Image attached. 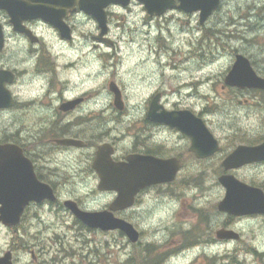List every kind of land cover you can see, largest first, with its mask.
<instances>
[{
	"label": "rangeland",
	"instance_id": "obj_1",
	"mask_svg": "<svg viewBox=\"0 0 264 264\" xmlns=\"http://www.w3.org/2000/svg\"><path fill=\"white\" fill-rule=\"evenodd\" d=\"M109 11L115 45L98 51L88 67L81 61L87 56V47L75 38L73 49L64 48V64L71 66L59 67L60 77L69 82L70 89L76 83L83 91L95 88L99 106L109 103L107 83L111 77L123 92L127 113L135 118L153 93L160 91L167 107L186 106L202 113L220 142V154L204 161L187 160L172 186L152 187L140 194L132 209L133 223L141 233L136 244L117 230H92L73 225L68 218L66 224L61 212L46 206L29 208L28 216L16 228L0 223V256L11 250L13 264H138L145 247L154 252L168 235H214L225 219L215 207L224 193L217 180L223 156L240 142L264 138V95L223 82L238 52L250 57L264 75V0H221L220 8L202 26L197 14L174 9L150 19L137 1L124 8L112 6ZM76 37L84 39L83 32L79 30ZM37 87L26 85L20 91L26 96ZM244 99L250 103H239ZM13 115L11 110L0 112V137L10 133ZM108 127L119 148L130 143L125 122H109ZM176 141L181 143L178 138ZM73 157H62L65 185L60 200L71 198L88 209L109 203L114 195L99 193L94 188L96 181L71 176ZM234 174L264 187V165L246 166ZM235 228L249 244H264V218L260 215L241 220ZM13 229H18L16 234ZM250 264H264V255Z\"/></svg>",
	"mask_w": 264,
	"mask_h": 264
},
{
	"label": "flooded vegetation",
	"instance_id": "obj_2",
	"mask_svg": "<svg viewBox=\"0 0 264 264\" xmlns=\"http://www.w3.org/2000/svg\"><path fill=\"white\" fill-rule=\"evenodd\" d=\"M49 6L52 9L50 11L47 10ZM110 7L107 8V34L98 42L99 29L96 19L79 9L76 2L66 5L65 2L52 1L48 3L46 0H0V79L4 80L12 100L11 106L0 108V112L6 110L14 112L10 121V133L0 137V143L9 142L19 146L23 155L32 163L37 179L49 185L58 198H60L61 189L65 185L61 165L62 157H73V154L76 156L72 158L74 161H72L73 164L69 170L71 176L90 177L96 181L94 188L99 193L116 194L115 191H99L97 189L99 175L93 168V161L97 148L102 143L108 144L107 150L111 151L114 161H125L130 154L178 160L180 169L171 182L141 190L131 207L113 212L115 217L134 225L132 209L136 206L142 192L152 187L172 186L182 174L187 160L204 161L220 154V142L218 141L219 151L216 154L208 158H198L190 149L191 139L187 135L147 116L149 102L142 108L138 118H135L133 113H127L125 106L118 109L113 105L114 94L109 90V103L99 106L95 88L83 91L76 83L70 89L69 82L60 77L59 67L71 66V64H64L66 61L64 48L67 46L73 49L75 38L78 39L79 44L87 47V56L82 58L80 55V57L88 67H90L91 61L95 60L98 51H102L103 47L112 48L115 45L110 36ZM60 11L64 14L63 22L67 27L63 33L43 19L47 12L55 16ZM13 17L17 24L11 21ZM149 18L154 19L155 17ZM79 30L83 32L84 39L76 37ZM86 32L87 36H85ZM51 40H55V42ZM77 61V59L73 60V63ZM250 61L252 60L250 59ZM91 77L92 75L89 74L87 79L90 81ZM110 81H113L111 77L108 79V82ZM187 84L188 81L183 86ZM26 85L38 87L34 93L29 92L24 96L20 90ZM255 92L264 95L261 90ZM154 93H160L162 97L160 91ZM122 100H124L123 92ZM243 103L250 102L244 99ZM166 108L190 109L178 105L166 106ZM197 115L202 117L201 112H197ZM109 122L116 125L125 122L128 137H131L128 145L119 148L115 141L116 138L111 136ZM130 131H133L134 134ZM172 135L175 136L174 139L171 138ZM63 138L80 140L82 143L79 145L59 143V140ZM177 138L181 143H177ZM263 140L264 138H261L243 141L239 144L255 145ZM251 165H264V161L246 166ZM78 205L81 209L92 211L108 210L109 207L108 203L99 208L89 209L80 203ZM33 206H46L52 211L57 210L61 212L62 219L68 218L73 225L80 224L71 211L60 202H56L28 205L17 226L21 225L29 214V208ZM221 214L225 217L221 228L233 229L238 232L237 235L229 238H218L216 235L199 237L187 234L168 235V239L159 247L157 246L154 252H150L145 247L138 264H180L181 261L184 264L255 263L257 257L260 259L264 255V250L259 249H263L264 244L257 245L255 241L251 245L246 242L245 235L236 230L235 224L254 216L260 215L264 218V214L248 216ZM33 216L39 219V214L34 213ZM65 222L67 224L68 220ZM17 230L13 229L15 234ZM119 233L122 235L121 232ZM55 239L56 242L60 241L58 232H55ZM231 243L235 244L234 248L227 245ZM30 251L32 258L37 259L33 250Z\"/></svg>",
	"mask_w": 264,
	"mask_h": 264
},
{
	"label": "water",
	"instance_id": "obj_3",
	"mask_svg": "<svg viewBox=\"0 0 264 264\" xmlns=\"http://www.w3.org/2000/svg\"><path fill=\"white\" fill-rule=\"evenodd\" d=\"M48 3L65 2L66 5L74 0H46ZM144 4L150 15H160L169 8H178L186 12L199 11V21L203 23L212 12L220 5V0H138ZM81 10L93 15L101 28V35L106 32L105 10L111 3L128 5L130 0H76ZM18 5V4H17ZM49 5V4H48ZM48 11L52 10L49 6ZM61 12V11H60ZM61 16L53 17L48 12L44 19L51 22L62 33ZM17 23L15 17L11 19ZM225 84L239 88L264 89V77L258 76L252 69L249 60L242 54H236L231 69L224 78ZM0 80V107H9L10 96ZM110 90L114 93V104L122 108L120 90L114 83H110ZM159 94L150 105L148 116L176 127L191 138V149L198 157H206L218 150V142L208 130L203 120L190 110L167 111L158 104ZM61 143L78 144L77 140L62 139ZM107 145L98 147L93 167L99 174V190H115L117 196L110 203V211H83L75 201L67 199L63 203L75 216L90 228L102 230L120 229L131 242L138 240V231L132 224L115 218L111 211L121 210L130 206L135 195L148 185L169 182L174 179L179 163L175 159H162L153 156L129 155L125 162H114L110 157ZM264 160V141L258 145H238L222 161L225 171L241 167L245 164ZM219 182L225 188V195L217 204L219 211L233 215H246L264 213V192L261 188L249 185L237 179L233 174L224 173L219 176ZM56 201L52 189L38 181L31 163L26 159L21 150L13 144H0V222L5 226L16 225L24 208L30 202L43 200ZM233 231L219 229L218 237L235 235ZM0 264H12L10 251L0 256Z\"/></svg>",
	"mask_w": 264,
	"mask_h": 264
}]
</instances>
